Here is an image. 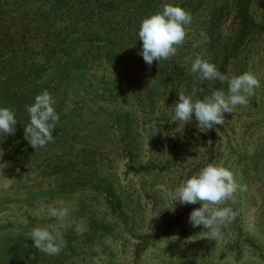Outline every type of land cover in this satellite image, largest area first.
Listing matches in <instances>:
<instances>
[{"label":"rangeland","instance_id":"374dc122","mask_svg":"<svg viewBox=\"0 0 264 264\" xmlns=\"http://www.w3.org/2000/svg\"><path fill=\"white\" fill-rule=\"evenodd\" d=\"M164 4L192 21L177 55L149 66L139 26ZM245 4L253 21L243 33ZM201 31L210 42L193 48ZM196 55L260 82L207 132L194 114L172 120L179 91L227 92L191 74ZM44 90L59 122L54 142L34 149L25 106ZM0 107L17 119L14 135L0 132V264H264V0H0ZM213 161L247 191L235 193V219L207 238L188 220L202 204L180 205L171 192ZM48 207L69 215L60 224ZM37 226L66 247L39 252L29 237Z\"/></svg>","mask_w":264,"mask_h":264},{"label":"clouds","instance_id":"9594fccd","mask_svg":"<svg viewBox=\"0 0 264 264\" xmlns=\"http://www.w3.org/2000/svg\"><path fill=\"white\" fill-rule=\"evenodd\" d=\"M46 7L50 8L51 4ZM191 21L192 14L189 11L171 4H164L162 11L143 18L138 37L142 41V50L139 54L145 63L151 66L153 61L160 62L176 56L177 47L183 44L186 26L190 25ZM200 37V41L193 43V48L198 47L200 43L210 42L205 32L201 31ZM190 72L196 74L201 82L218 80L221 84H227V92L222 89L213 90L202 99L197 97V92L204 91L202 88L194 86L190 94H186L185 91L178 92V101L173 103L172 120L187 124L193 120L194 114L200 132H207L215 125H223L224 113H231L236 106H247L249 97L254 95V88L260 86L253 73L225 75L215 64L200 55H196ZM54 105L55 99L44 90L35 96L34 103L25 106L30 119L24 127V138L34 149L54 142L52 132L59 122ZM16 124L15 111L9 107H0V132L14 135ZM146 127L150 129L152 136L160 131L155 120ZM7 166V163H0V170ZM238 190L247 191V185L238 184L232 171L223 164L213 161L190 178L184 179L172 190L171 196L175 203L178 202L180 205L201 203V207L193 209L189 214V223L194 228L202 225L208 230L205 232L207 238H216L220 235L221 226L230 223L237 215L231 205L236 203L235 193ZM47 211L60 224L69 215L67 208L48 207ZM29 237L39 252L50 256L58 255L66 247V241L60 233L54 229L50 230L49 227H34Z\"/></svg>","mask_w":264,"mask_h":264},{"label":"trees","instance_id":"16d2710c","mask_svg":"<svg viewBox=\"0 0 264 264\" xmlns=\"http://www.w3.org/2000/svg\"><path fill=\"white\" fill-rule=\"evenodd\" d=\"M120 2H122L123 4L125 3V2H128V0H119ZM130 1V0H129ZM112 3H113V1H112ZM116 5H117V3H115ZM244 6V5H243ZM116 7H118V5L116 6ZM121 10V9H120ZM242 13H243V21L244 22H242L241 21V31L244 33L245 32V29H246V26L249 24V22H252L253 21V19H252V17L249 15V12H248V6L245 4V6L243 7V9H242ZM241 33V32H240ZM112 209H116V205L113 203V205H112Z\"/></svg>","mask_w":264,"mask_h":264}]
</instances>
